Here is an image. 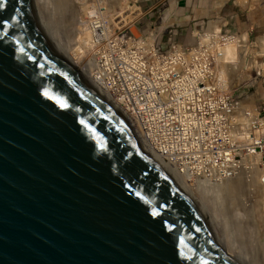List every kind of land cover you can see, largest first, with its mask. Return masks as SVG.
<instances>
[{"label":"water","instance_id":"water-1","mask_svg":"<svg viewBox=\"0 0 264 264\" xmlns=\"http://www.w3.org/2000/svg\"><path fill=\"white\" fill-rule=\"evenodd\" d=\"M0 264H241L135 124L42 37L31 0H0Z\"/></svg>","mask_w":264,"mask_h":264},{"label":"built area","instance_id":"built-area-1","mask_svg":"<svg viewBox=\"0 0 264 264\" xmlns=\"http://www.w3.org/2000/svg\"><path fill=\"white\" fill-rule=\"evenodd\" d=\"M96 3L89 19L98 22L97 53L110 50L111 66L118 71L112 74L117 79L112 94L161 160L203 193L239 177L264 185V68L252 63L263 59V64L264 52L257 53L250 32L233 30L220 18L214 20L219 29L209 25L211 20L195 24L190 42L177 41V30L164 41L166 31L154 33L152 16L167 6L179 10L177 1L174 7L154 1L148 17L142 12L128 21L110 14L111 1ZM261 35L255 38L258 44ZM90 57L107 69L104 55L95 58L90 52ZM257 80L260 105L250 106L248 84Z\"/></svg>","mask_w":264,"mask_h":264},{"label":"rangeland","instance_id":"rangeland-1","mask_svg":"<svg viewBox=\"0 0 264 264\" xmlns=\"http://www.w3.org/2000/svg\"><path fill=\"white\" fill-rule=\"evenodd\" d=\"M60 1L62 0H44V5H46L44 7V5L42 6L43 0H40V5L42 10L45 8L43 13L48 12V15L45 13L44 19L45 21L48 20V27H51L48 32L49 35L51 31L53 32L50 37L55 41H64L63 43L68 44L72 42L70 40H72L71 36L73 38L74 30L81 25L83 11L77 5L78 0H67L69 1L67 3H60ZM129 1L128 7L131 8L133 6L134 10L137 6H140L143 12L142 17L144 18V15L148 17V14H150L148 10L152 3L146 0ZM164 1L168 3V0H162V2ZM220 1L226 2L222 7L217 8L218 6L215 3H220ZM236 1L239 0H189V5L184 6L181 4L179 10H172V7L169 10L170 6L166 4L165 6L168 7V10L162 9L161 15L155 13L152 16V21L156 24L155 28L165 27L163 28L166 31H164L163 35L164 41H167L172 32L177 30L176 40L185 43L194 40L192 32L196 30L195 24L202 20L205 22L211 20L214 24V20L217 21L221 18L225 23L228 21V27L233 30L238 29L241 32H250L253 45L256 44L260 48V44L256 43L255 38L258 35L264 34V0H247L248 6L246 5V7H242ZM174 2L175 0H169L170 5ZM89 3H93V1H87V4ZM75 8L79 10V13H75L73 10ZM109 9L110 11L113 9L111 11L113 14L117 12L113 7ZM172 12L179 14L182 19L176 20V18H173L171 16ZM67 13L69 14L67 15ZM166 14H168V17L164 21ZM73 16H75V19ZM161 31L163 32V30ZM132 32L138 36L133 28ZM257 53L260 54V50ZM89 60L90 56L86 55L83 60L84 64ZM261 61L259 62L260 64H262ZM248 92L252 95L250 96V104L260 105V81L257 84H248ZM242 182L244 183V188L241 195L238 194L237 196L234 193L221 194L220 192L211 191L208 193V197H212H209V199L211 198L210 204L212 203V207L216 208H213L214 211H216L218 216L220 215L221 222L227 227L228 238L231 239L230 241L236 252L238 254L243 252L240 256L247 257L249 260L253 259L251 260V264H264V194L261 197V194L256 193L257 182L252 184L245 181Z\"/></svg>","mask_w":264,"mask_h":264},{"label":"bare ground","instance_id":"bare-ground-1","mask_svg":"<svg viewBox=\"0 0 264 264\" xmlns=\"http://www.w3.org/2000/svg\"><path fill=\"white\" fill-rule=\"evenodd\" d=\"M87 1H89V0H78L77 1L78 2L77 5L80 6V7L78 6L79 9L81 8L83 11V15L81 17L82 21H81V25L77 29L74 30L73 38L71 36L72 40H70V42L71 41L72 42L68 43V44L63 43L64 41H62V42L55 41L50 37V35H52L53 32L51 31L52 33L50 32V35H49L48 32L50 30L49 28H51V27H48V24H47L48 20L45 21V19H44L45 13L47 14L48 12L43 13L45 11V8L42 10V7L40 5V0H31V12L33 15V19L36 23V27L38 28L40 34L49 43V45L54 49V51L56 52L58 57L60 59H62L65 63H67L69 66H71L74 70H76L79 73V75L83 79H85L95 90H97L98 92H100L101 94H103L104 96L109 98L124 113L125 111L120 106L119 98L116 97V95L112 94L114 86L111 83L113 81H117L116 78L112 77V74L114 72L118 73V71L113 70L115 64L113 63V66H111L110 59H111L113 54L111 53L110 50L109 51L104 50L99 55L97 53L98 49L96 48V46H97V43L99 41V37L95 36L94 34H95V27L98 25L96 23H98V22L91 23V20L89 19L90 16L96 12V7H97L96 1L97 0H92L94 2L89 3V4H87ZM98 1H102V0H98ZM107 1H109V2L111 1L110 7H113L117 10V12H115V14H113L112 12L111 13L113 15L121 16L123 18V20L125 19L126 21H128L131 19V17H133V15L138 16V15L142 14V9L140 6H137L134 10H133V8L128 7V4L130 2L129 0H107ZM107 1H103V3L106 4ZM135 1H137V0H135ZM64 2L67 3L69 1H67V0L60 1V3H64ZM225 2L226 1H220V3L219 2L217 4L215 3V5L218 6L217 8H219V7H222V5ZM42 3L41 4L43 6L45 3L44 0ZM236 3L239 5H242V7H246V5L248 4V1L247 0H239V1H236ZM45 6L46 5H44V7ZM174 6L175 5H173V7ZM73 10L75 11V13H79L78 12L79 10L77 8H75ZM68 14L69 13H67V15ZM168 14H166L165 16L163 15L164 21L168 17ZM73 18L75 19V16H73ZM164 24H165V22H164ZM209 25H214V24L211 22ZM213 27H215L214 29H219L218 26H213ZM163 28H165V27L162 26V27L155 28L154 33H156V31L159 30L160 31L159 33L161 34L162 33L161 30L164 31ZM136 34L138 35V36L135 35L137 37V39L141 40L142 39V33L140 31H138V32H136ZM247 35L248 34L246 33L245 34L246 41H247ZM153 39H154L153 36L151 38H149L150 42ZM258 40L260 41V48H261V49H259V50H261L260 55H262L264 52V34L259 36ZM89 52H92L93 56L95 58H97V57L99 58L101 55H104L108 61L107 69L101 67V64L98 62V60L94 59L96 61H94V60L92 61L91 57H90V60L84 64L83 60H84L86 55L88 57L90 56ZM226 52L228 54H232V47L228 46L226 48ZM93 62H95V64L92 65ZM252 63H254L253 65L257 69H260L261 67L264 68V64H260L255 59L253 60ZM246 78H248V77H246ZM250 106H252V105H250ZM124 114L126 116L128 115L127 112H125ZM242 181H245V180L241 177L236 178V179H232V180L223 182L220 185L213 187L212 191L220 192L221 194L234 193V194H237V196H238V194L241 195L243 188H244L243 187L244 183ZM254 182H256V181H254ZM257 183H256V185H257L256 186L257 187L256 193L261 194V197H262V194H264V185H261L259 181H257ZM185 184L202 203V205H203V207H204V209L208 215L210 227H211L214 235L216 236L219 244L224 249V251L241 264H251V260H253V259L249 260V259H247V257L240 256L241 253H243V252H240V254H238L236 252V250L233 248V244L230 241L231 239L228 238L229 234L227 231L228 230L227 227H225L223 222H221L220 215L218 216L216 211H214V209H216V208L212 207L213 206L212 203L210 204V199L212 198L211 196H209V197H211L210 199L208 197V193H210V192L206 191L205 193H203L202 191L191 188L187 183H185ZM232 198H234V197H232ZM215 203L217 204V202H215ZM244 256H246V255H244Z\"/></svg>","mask_w":264,"mask_h":264},{"label":"crops","instance_id":"crops-1","mask_svg":"<svg viewBox=\"0 0 264 264\" xmlns=\"http://www.w3.org/2000/svg\"><path fill=\"white\" fill-rule=\"evenodd\" d=\"M146 1H149L150 3H153L154 1H158V0H146ZM169 1V0H168ZM177 1L180 5L183 4L184 6H188V1L189 0H175Z\"/></svg>","mask_w":264,"mask_h":264}]
</instances>
